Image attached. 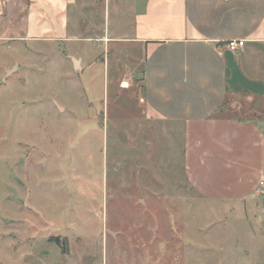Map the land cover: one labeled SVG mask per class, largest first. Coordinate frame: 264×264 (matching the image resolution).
Here are the masks:
<instances>
[{
  "label": "rangeland",
  "instance_id": "rangeland-1",
  "mask_svg": "<svg viewBox=\"0 0 264 264\" xmlns=\"http://www.w3.org/2000/svg\"><path fill=\"white\" fill-rule=\"evenodd\" d=\"M133 3L80 0L82 40L60 44L18 39L20 8L0 17V264L259 262L257 218L201 200L179 132L144 121L139 51L83 40L128 36Z\"/></svg>",
  "mask_w": 264,
  "mask_h": 264
},
{
  "label": "crops",
  "instance_id": "crops-1",
  "mask_svg": "<svg viewBox=\"0 0 264 264\" xmlns=\"http://www.w3.org/2000/svg\"><path fill=\"white\" fill-rule=\"evenodd\" d=\"M79 1L0 0V17L10 5L25 12L18 38L25 42H78L71 9ZM133 5L128 36L83 40L139 51L144 121L165 133L179 132L184 180L201 200L240 204L247 217L257 218L251 249L255 254L258 249L257 264H264V0H134ZM230 40L245 44L231 51ZM70 58L82 68L81 59Z\"/></svg>",
  "mask_w": 264,
  "mask_h": 264
},
{
  "label": "built area",
  "instance_id": "built-area-1",
  "mask_svg": "<svg viewBox=\"0 0 264 264\" xmlns=\"http://www.w3.org/2000/svg\"><path fill=\"white\" fill-rule=\"evenodd\" d=\"M244 41L230 40L226 43V47L231 51H237L244 46Z\"/></svg>",
  "mask_w": 264,
  "mask_h": 264
},
{
  "label": "water",
  "instance_id": "water-1",
  "mask_svg": "<svg viewBox=\"0 0 264 264\" xmlns=\"http://www.w3.org/2000/svg\"><path fill=\"white\" fill-rule=\"evenodd\" d=\"M74 64H75V67H76V69H77V68H78V65H79V62L76 61V60H74Z\"/></svg>",
  "mask_w": 264,
  "mask_h": 264
},
{
  "label": "trees",
  "instance_id": "trees-1",
  "mask_svg": "<svg viewBox=\"0 0 264 264\" xmlns=\"http://www.w3.org/2000/svg\"><path fill=\"white\" fill-rule=\"evenodd\" d=\"M58 243L60 242V241H57Z\"/></svg>",
  "mask_w": 264,
  "mask_h": 264
}]
</instances>
